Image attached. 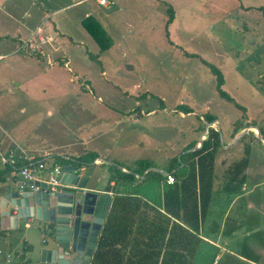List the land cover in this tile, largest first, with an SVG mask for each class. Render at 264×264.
Returning a JSON list of instances; mask_svg holds the SVG:
<instances>
[{
    "label": "rangeland",
    "instance_id": "1",
    "mask_svg": "<svg viewBox=\"0 0 264 264\" xmlns=\"http://www.w3.org/2000/svg\"><path fill=\"white\" fill-rule=\"evenodd\" d=\"M108 5L0 0L1 134L12 138L17 130L32 152L44 145L81 152L83 138L94 134L87 147L115 158L114 164L131 166L147 157L170 169L172 159L183 154V160L197 146L189 147L200 140L208 113L220 117L213 127L222 126L224 134L244 127L231 140L245 128H264V12L258 9L264 0L251 8L242 0ZM87 26L105 36L107 48ZM205 60L222 70L223 89L234 102L219 96L217 76ZM179 105L194 111L188 116ZM250 133L227 153L244 156L250 142L263 143L257 129ZM231 140L226 136L225 143ZM148 179L160 192L165 174L156 167ZM117 187L130 188L123 177ZM29 235L40 245L49 239L37 230ZM237 249L207 252L196 264H246Z\"/></svg>",
    "mask_w": 264,
    "mask_h": 264
},
{
    "label": "crops",
    "instance_id": "2",
    "mask_svg": "<svg viewBox=\"0 0 264 264\" xmlns=\"http://www.w3.org/2000/svg\"><path fill=\"white\" fill-rule=\"evenodd\" d=\"M259 1L261 0H242V4L255 7L259 6L254 5ZM97 2L100 4L99 0ZM151 114L147 115L150 116ZM251 128L257 129L256 140L263 143L257 145L259 143L250 142L251 144L247 146L248 150L245 151V155H238L239 157L236 155L231 156L230 153H227L238 142L227 147L221 145L215 155L211 186L208 181L205 183L199 181L198 171L192 170L190 165L189 167H184V164H182L178 168H174L173 159L170 169L168 168V162L163 166H159L157 160L154 158L148 159L147 157L139 158L131 166H125L121 164L122 162L114 164L110 160L115 158L104 156L94 147H87V144L93 140L92 136L94 134L89 137H82L85 147L83 146L84 149L82 148L83 151L81 152L70 150L68 152L56 146L47 147L46 145L41 148L42 150L32 152L22 145L20 140L24 141L25 139L19 137L17 130L14 131L15 137L12 138L0 133V170L7 169V172L3 174L0 180V201L9 189H13L16 184H21L19 169L23 159H21L20 155L22 151H27L39 160L45 161L47 167L76 164L78 168H81L78 172L90 177L88 181L89 187L98 192L111 194L112 198L105 220L110 215L116 195L128 196L130 194L148 204L149 206H141L140 211L149 215L147 217L149 222L144 225L132 226V232L141 246H143V243L149 244L150 247L152 246L151 249L161 253L158 264H162L163 255L169 249L175 250L180 246L176 239H182L184 244L196 246L193 256L190 253L183 254L184 260H182V263L184 264H188L192 257V262L196 264L197 257L201 260L207 252L211 255L219 248L224 250L225 248L234 247V245L238 248L236 251H239L242 262L246 264H264V128H261V137L258 131L260 127L256 126L249 127L248 135H252L250 133ZM202 135L203 133L200 135V139ZM226 136L229 137V141L232 139L229 130H226L224 134V140L227 143ZM199 143L200 140L196 145ZM15 147L20 149V154L16 155V152L13 153ZM155 149L157 150L156 144ZM91 152L97 155L92 162L90 160L78 161V159L89 156ZM58 157L63 159L61 163H57L59 161ZM106 159L107 162L103 163L102 161ZM142 159L151 161L153 165L143 172H136L135 177L131 179L120 175L121 172L131 173L134 170H138V161ZM241 162L245 163L239 166ZM156 167H159L165 174L164 185L160 192L153 183L148 182V177H152ZM168 173L174 176V182L167 181L166 175ZM36 175L39 178H45L48 176V172L39 170ZM62 175L63 173L60 178H62ZM189 175L194 178L191 184L188 181ZM122 177L130 187L127 192H122V188L117 187L118 180L122 179ZM129 181H137V184L133 185L134 183L132 184ZM184 183L187 188L184 187L182 192L179 190L180 194L184 195V197L192 195L194 199L188 201L187 207L178 209L175 204L170 203L169 205L167 204L166 208V198L172 200L176 185L180 186ZM29 185L30 183L27 186ZM203 190L208 193L210 191L208 204H205L202 199ZM156 209L167 217V219H162L163 223H161V226L158 224ZM183 215L187 217V222L182 220L181 216ZM177 222L180 225H177ZM160 227L164 228L161 233H159ZM30 230L33 229H3L0 223V264H33L32 254L37 243L35 241L33 243L30 235L28 237ZM175 232H181L182 236L179 237V234H175ZM143 237L148 243L143 241ZM202 248L204 249L202 250Z\"/></svg>",
    "mask_w": 264,
    "mask_h": 264
},
{
    "label": "water",
    "instance_id": "3",
    "mask_svg": "<svg viewBox=\"0 0 264 264\" xmlns=\"http://www.w3.org/2000/svg\"><path fill=\"white\" fill-rule=\"evenodd\" d=\"M213 124L214 121L206 123L200 143L189 151L203 145ZM218 130L225 147L249 132L245 128L226 144L220 125ZM258 131L261 137V128ZM79 169L76 164L63 165L61 182L56 187L39 180L29 186L16 184L0 201L3 229H33L48 235L49 239L35 245L33 264H89L91 261L112 195L89 187L90 177L78 172Z\"/></svg>",
    "mask_w": 264,
    "mask_h": 264
},
{
    "label": "trees",
    "instance_id": "4",
    "mask_svg": "<svg viewBox=\"0 0 264 264\" xmlns=\"http://www.w3.org/2000/svg\"><path fill=\"white\" fill-rule=\"evenodd\" d=\"M258 9L264 12V7H258ZM87 27L90 29L91 34H94V37L98 44L101 45V48H107V39L105 42L102 38L105 36L103 35L102 37H100V34L96 33L89 26ZM205 61L206 64L211 68V71L215 74V76H217V91L219 96L227 99V101L229 100L231 102H234L233 98L223 89L224 74L222 70L215 66L213 63H210L207 60ZM178 109L185 113L194 111L189 107L184 108L183 105H179ZM217 117L214 114L208 113L205 115V120L208 122H212L215 121ZM201 125H203V129L206 128L204 122ZM243 128L244 127H238L236 131L230 134V137L233 138V136L236 135V132L242 130ZM195 145L196 144L193 143L189 147ZM221 145L222 144L219 130L215 129L214 127H210L208 130V137L204 140V143L200 148L184 154L185 158L183 160V154L181 155L180 160L173 159L172 164L174 165V168H178L182 164H184V167H189L190 165L192 170H195V172L198 171L199 181H202V183L208 181L211 186L215 155ZM96 156L97 155L95 153L91 152L89 153V156L78 159V161L90 160V162H92L96 158ZM138 164V170H134V172L131 173L121 172L120 175L131 179L135 177L136 172H143L145 169L153 165L151 161L145 159L139 160ZM6 172L7 169L0 170V180L3 177V174H5ZM190 176L191 175H189L188 177V181H190L191 184L193 183L192 180L194 178H191ZM195 178L197 182L196 174ZM184 187L187 188L185 183L181 184L180 186L176 185V191L174 194L175 199L174 197L172 198V200L166 198V208L167 204L169 205L170 203L175 204L178 209L180 207H187L188 201H192L194 199L192 198V195L184 197V195L180 194L179 190H181L182 192V190H184ZM202 199L205 204H208L210 201V191L208 193L207 191L205 192V190H203ZM141 206L149 205L144 203L140 198L134 197L130 194L128 196H115L110 210V215L107 216L104 222L89 264H158L161 253H157L155 250L151 249L152 246L150 247L149 244L143 243V246H141L137 240V237L132 232V226H138L139 224L144 225L149 222V218H147L149 217V215L146 212L140 211V209L142 208ZM156 212L158 213V224L161 226V223H163L162 219H167V217L164 213L158 211L157 209ZM181 218L184 222H187V217L185 215L181 216ZM177 225H180V223L177 222ZM163 229L164 228L160 227L159 233H161ZM176 233L179 234V237L182 236L181 232H175V234ZM143 241L147 242L144 237ZM176 241L180 244V246L175 250L169 249L167 253L163 255L162 264H184L182 263V260H184V253H190L191 256H193L196 250L195 245L184 244L182 243V239H176ZM192 259L193 257L190 258V262L188 264L193 263Z\"/></svg>",
    "mask_w": 264,
    "mask_h": 264
},
{
    "label": "built area",
    "instance_id": "5",
    "mask_svg": "<svg viewBox=\"0 0 264 264\" xmlns=\"http://www.w3.org/2000/svg\"><path fill=\"white\" fill-rule=\"evenodd\" d=\"M100 4L107 5L108 0H99ZM21 159L23 164L20 167V175H21V186H27L29 183H33L35 180L46 181L49 186L56 187L60 184L61 178L60 175L62 172L61 165H54L52 167H47L45 165V161L39 160L36 156L27 154L26 152H22ZM39 170H45L48 172L47 178H39L37 177V173ZM167 181L174 182V176L171 174H167Z\"/></svg>",
    "mask_w": 264,
    "mask_h": 264
}]
</instances>
